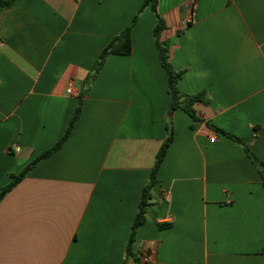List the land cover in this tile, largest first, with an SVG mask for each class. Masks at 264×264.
Wrapping results in <instances>:
<instances>
[{"label":"crops","instance_id":"1","mask_svg":"<svg viewBox=\"0 0 264 264\" xmlns=\"http://www.w3.org/2000/svg\"><path fill=\"white\" fill-rule=\"evenodd\" d=\"M144 1L17 0L1 12L0 192L83 106L67 142L1 201L0 264H123L171 129L129 264H264V0H158L179 91L209 99L195 104L202 121L168 113L150 8L132 53L84 84Z\"/></svg>","mask_w":264,"mask_h":264},{"label":"trees","instance_id":"2","mask_svg":"<svg viewBox=\"0 0 264 264\" xmlns=\"http://www.w3.org/2000/svg\"><path fill=\"white\" fill-rule=\"evenodd\" d=\"M17 0H0V14L3 10L11 8ZM158 0H145L138 11V13L133 18L132 22L128 27L125 28L123 32H121L120 35L115 37L110 41V43L103 49L101 54L99 55V58L97 59L91 73L85 80V85H88L90 82H94L103 68L105 61L109 56L116 55V56H129L132 53V39L131 34L132 30L137 24L140 15L142 12L150 8L153 14L156 17V26L154 28V38H155V44L158 50L159 54V60L163 67V69L167 73L168 77V89L169 94L171 95V106L169 109V115H171L175 110L181 109L184 112H186L193 120L195 121H202L198 116L197 112L195 110V104L196 103H203L208 104L209 99L206 95V93H198V94H182L178 89V83L181 79L183 72L182 71H176L173 69L171 63H170V49L171 45L167 41L161 40V34L166 29V24L162 16L158 13ZM82 106H83V100L82 96L79 100L78 107L76 110V113L71 120L69 127L67 128L65 134L62 136V138L49 150L45 151L41 155L34 158L24 169L23 171L18 175H12L11 176V182L5 186L1 192H0V203L3 200V198L12 191L34 168L37 164H39L44 159L50 157L53 153L58 151L68 140L70 137L72 130L79 119L81 112H82ZM207 127L213 129L215 132L220 133L224 136H227L236 142L242 143L239 139L230 136L226 134L225 132L221 131L220 129L212 126L208 122L206 123ZM174 137L173 130H170L169 136L166 139V141L161 146L160 150L158 151L155 159L154 166L152 168L149 182L147 185L143 188L142 196H141V202L139 205L138 213L134 219L132 229H131V235L129 238V242L126 249V258L123 264H129L130 260H136V253H135V245H136V234L138 229L145 223L146 215L148 212V209L153 205V188L157 183V174L158 171L165 159V156L167 154V149L169 145L171 144ZM252 157V155L250 154ZM254 159V158H253Z\"/></svg>","mask_w":264,"mask_h":264},{"label":"built area","instance_id":"3","mask_svg":"<svg viewBox=\"0 0 264 264\" xmlns=\"http://www.w3.org/2000/svg\"><path fill=\"white\" fill-rule=\"evenodd\" d=\"M191 8H193L194 7V2H192L191 3ZM69 94H72L73 93V91H72V89L70 88V89H68V91H67ZM215 139H212V141H214ZM150 259H151V256L150 255H147V256H145L144 257V262H149L150 261Z\"/></svg>","mask_w":264,"mask_h":264}]
</instances>
